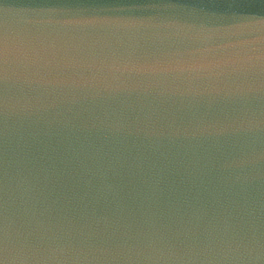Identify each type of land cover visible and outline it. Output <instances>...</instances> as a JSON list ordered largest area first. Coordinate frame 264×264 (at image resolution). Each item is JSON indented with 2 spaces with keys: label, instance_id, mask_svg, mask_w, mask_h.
Returning a JSON list of instances; mask_svg holds the SVG:
<instances>
[{
  "label": "water",
  "instance_id": "95a60500",
  "mask_svg": "<svg viewBox=\"0 0 264 264\" xmlns=\"http://www.w3.org/2000/svg\"><path fill=\"white\" fill-rule=\"evenodd\" d=\"M0 264H264V0H0Z\"/></svg>",
  "mask_w": 264,
  "mask_h": 264
}]
</instances>
